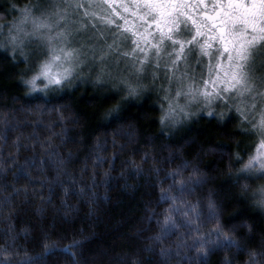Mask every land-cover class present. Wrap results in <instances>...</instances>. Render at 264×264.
I'll return each mask as SVG.
<instances>
[{
	"label": "trees",
	"instance_id": "trees-1",
	"mask_svg": "<svg viewBox=\"0 0 264 264\" xmlns=\"http://www.w3.org/2000/svg\"><path fill=\"white\" fill-rule=\"evenodd\" d=\"M34 2L0 0V27ZM28 68L0 50V264H264L259 142L236 118L174 129L150 96L33 94Z\"/></svg>",
	"mask_w": 264,
	"mask_h": 264
},
{
	"label": "rangeland",
	"instance_id": "rangeland-1",
	"mask_svg": "<svg viewBox=\"0 0 264 264\" xmlns=\"http://www.w3.org/2000/svg\"><path fill=\"white\" fill-rule=\"evenodd\" d=\"M188 3L195 7L184 9V11L189 12L197 20L202 19L205 13L213 14L194 0H188ZM76 4L80 7H76ZM68 5L72 6L68 7ZM125 7L128 11H125ZM25 8L30 10L31 16L27 22L21 24L22 10ZM136 11L134 0H111L110 3H104V0H35L33 4L18 9L11 21L1 25L0 50L26 63L29 67L28 71L30 73L38 71L37 74L41 65L45 61H50V47H55L57 51L61 47L65 50H78L74 52L70 61L64 60L63 54L60 53L62 60L52 64L53 74L63 73L66 68H70L71 75L67 79L57 85L49 83L41 76L36 80V90H33L30 85V91L33 94H40L41 91H49L63 85L77 86L93 83L99 88L111 89L124 97H153L165 105L166 114L169 113L171 103L172 111L166 120L174 129L200 114L234 117L243 125L247 134L256 142H260V136L252 128V124L260 119V111L264 108V99L259 95H256L255 108L251 107L253 102L251 96L245 95L241 98L235 92H221L223 99L216 98L211 103H207L200 95L195 98L181 95L177 99L178 88L185 92L188 84H192L194 88L197 86L203 88L204 80L209 79L210 58L201 55L199 47L195 44H185L181 58L173 66L172 60L176 59L178 45L175 46L176 51H173L174 46L171 42L165 41L163 50L157 58L155 48H152L151 44L142 43L141 47L147 52V61L143 65L142 72L136 70L141 67L140 60L145 58V51L137 49L133 52L135 46L132 44V39L135 37L130 31L124 30V19H121L124 17L129 21L127 27L135 25L139 29L138 35L143 33L147 25L141 27L143 21L132 15ZM143 11L141 9L138 15ZM148 19L150 21V18ZM33 20L36 23L46 22L50 27L37 30ZM108 20L113 23H107ZM14 25L19 26L20 30L17 31ZM189 27H191V21H189ZM10 31L11 35L17 37L15 43L10 39ZM148 31L155 32V25L148 28ZM61 32L64 33V37H67L66 39L56 38L57 33ZM192 35H194V29L192 33H185L181 38L191 39ZM49 37L54 38L51 44H49ZM155 37L159 38L158 32L155 33ZM148 39L151 40L152 37ZM197 39L203 43L206 36ZM211 43L212 48L209 51L213 53L216 48L221 47L217 41ZM190 49L191 52H189ZM253 52L254 56L250 63L253 74L257 78L256 84L260 86L261 79L264 78V41L259 42ZM211 63L214 64L215 61ZM213 79H215L214 76ZM129 85L136 89L134 94L129 93ZM242 100L243 103H241ZM237 107L241 111H237ZM258 145L259 143L250 158L258 155Z\"/></svg>",
	"mask_w": 264,
	"mask_h": 264
},
{
	"label": "snow or ice",
	"instance_id": "snow-or-ice-1",
	"mask_svg": "<svg viewBox=\"0 0 264 264\" xmlns=\"http://www.w3.org/2000/svg\"><path fill=\"white\" fill-rule=\"evenodd\" d=\"M111 0H104V3H110ZM204 0H200V4H203ZM136 12H133V16H137L140 21H143L141 27H144L143 33H139V29L135 25L127 27L129 21L124 17L125 31H130L131 35L135 37L132 39V44L135 46L133 52L137 49L145 51V58L140 60V68L136 70L138 72L143 71V65L147 61V52L145 48L141 47V44H151L152 48L156 50V56L159 58L160 52L163 50L165 41H170L173 47V51H176L175 46H179V51H176V59L172 60V65L175 66L177 60L181 58L184 52L185 44H195L200 49V54L208 56L210 63L208 65L209 79L204 80L203 88L193 87L192 84H188L187 91H183L181 88L177 89V99L181 96H190L195 98L197 95L202 96L207 103H211L213 99L221 98V92H235V94L241 98L245 95H249L252 98L251 107H256V95H259L264 99V78L261 79V85L256 84V77L253 74L252 61L256 45L264 41V0H215L214 8L217 9L213 14L209 15L205 13L202 19H195L189 12L184 9H191L195 5L188 3V0H134ZM72 5H68L71 7ZM80 7L79 4L75 5ZM59 7V6H57ZM143 9V13L139 14V11ZM23 11V18L20 23L27 22L31 16V12L28 8ZM125 11H128L125 7ZM59 15V13H57ZM183 17V18H182ZM63 19L64 17H60ZM150 18V21L149 19ZM189 21H191V27H189ZM107 23L111 24L113 21L108 20ZM34 27L39 30L40 28L50 27L46 22L36 23L33 20ZM155 25V32H149L148 28ZM183 25V29H181ZM19 31V26L14 25ZM119 27V26H118ZM194 29V35L191 39H182L181 36L185 33H192ZM159 33V38L156 39L155 33ZM206 36V39L201 43L197 38ZM64 37V33H57L56 38ZM148 37H152L151 40ZM65 39L67 37H64ZM10 39L13 43L16 42L17 37L11 35ZM54 39L49 37V44ZM212 41H217L221 47L215 49V52L209 51L212 48ZM78 50L61 47L59 51L55 47H50V61H45L39 70V73L33 77L28 83L32 86L33 90H36V80L44 77L49 83L61 84L65 79L71 75V69L66 68L63 73L53 74L52 64L59 62L63 59L70 61L73 58L74 52ZM192 50L190 49L189 52ZM215 63H211V61ZM223 61V62H221ZM199 63V61H197ZM213 76L215 79H213ZM222 86V87H221ZM209 88L211 89L209 91ZM135 88L129 85V93L134 94ZM244 101L242 100L241 103ZM179 106V105H177ZM172 104H169V113L161 118V123L169 118L172 111ZM183 111V109L181 108ZM237 111H241L237 107ZM211 114V113H209ZM243 115V112H241ZM260 119L252 124V128L260 136V142L258 145V155L249 159L248 163L244 166L245 170H252L257 172L256 179L264 180V108L260 111ZM247 188V185H245ZM253 196L257 197L256 203L264 208V185H261L258 189L253 191ZM168 221L166 220L165 223ZM229 243H231L229 241Z\"/></svg>",
	"mask_w": 264,
	"mask_h": 264
},
{
	"label": "flooded vegetation",
	"instance_id": "flooded-vegetation-1",
	"mask_svg": "<svg viewBox=\"0 0 264 264\" xmlns=\"http://www.w3.org/2000/svg\"><path fill=\"white\" fill-rule=\"evenodd\" d=\"M195 2L200 3V0H194ZM248 0H245V3H247ZM215 0H204L202 7L210 10L212 13H214L217 9L214 8Z\"/></svg>",
	"mask_w": 264,
	"mask_h": 264
}]
</instances>
